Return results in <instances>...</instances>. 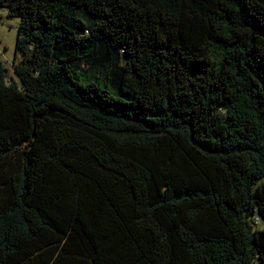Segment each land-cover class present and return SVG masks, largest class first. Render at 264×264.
Returning a JSON list of instances; mask_svg holds the SVG:
<instances>
[{"label": "trees", "instance_id": "1", "mask_svg": "<svg viewBox=\"0 0 264 264\" xmlns=\"http://www.w3.org/2000/svg\"><path fill=\"white\" fill-rule=\"evenodd\" d=\"M0 7V264H264V0Z\"/></svg>", "mask_w": 264, "mask_h": 264}, {"label": "rangeland", "instance_id": "2", "mask_svg": "<svg viewBox=\"0 0 264 264\" xmlns=\"http://www.w3.org/2000/svg\"><path fill=\"white\" fill-rule=\"evenodd\" d=\"M19 17H10L6 7H0V60L8 69V81H16L21 86V82L14 71L15 49L18 35ZM17 61L21 60L18 54ZM258 228H264V221L257 225Z\"/></svg>", "mask_w": 264, "mask_h": 264}]
</instances>
